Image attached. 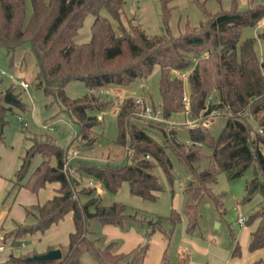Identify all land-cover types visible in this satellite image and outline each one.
Instances as JSON below:
<instances>
[{
	"label": "trees",
	"instance_id": "16d2710c",
	"mask_svg": "<svg viewBox=\"0 0 264 264\" xmlns=\"http://www.w3.org/2000/svg\"><path fill=\"white\" fill-rule=\"evenodd\" d=\"M168 1L160 0L163 8ZM124 3L125 0H30L31 11L27 15L25 0H0V44L9 54L23 42H29L38 63L36 83L77 124L75 138L81 147L96 145L98 133L94 126L101 122L102 110L111 104L99 92L112 84L123 86L137 78H146L155 65L160 68L158 93L163 119L184 111V80L178 74L169 76L171 70H177L181 74L186 72L191 115L199 116L205 107L207 111L218 108L226 121L215 137L208 127H187L190 140H180L175 126L137 116L135 112L142 110L144 101L139 103L133 96H126L117 105L116 142L123 148V161L96 164L74 158L66 169L63 164L70 154L68 146H58L49 135L31 137L13 181L34 192L47 183L57 182V193L42 204L31 205L27 216L32 220L17 223L3 235V241L10 239V245L19 244L26 233L43 231L67 211H72L74 231L69 233L67 246L60 247L59 259L42 262L45 264H79L84 250L94 258L95 264H142L144 249L137 246L123 253L113 250V242L99 245L98 236L94 239L90 236L93 232L88 228L89 223L94 220L118 225L146 222L151 232L157 221L147 219L142 212L138 215L121 202L102 204L98 196L91 195L94 187L84 188L80 180L89 176L110 191L127 181L132 194L154 199L163 189L153 172L154 167L158 165L169 181L174 177L168 148L186 164L195 180V183L189 180L183 189L182 211L187 218L188 232L198 226V206L205 195L212 198L216 207L221 206L210 189L219 171L232 178L253 164L256 177L250 181L249 189H259L264 196V58L256 55L253 37L240 38L244 27L258 24L264 17V2L245 10L233 7L206 13L198 26L185 25L177 36L168 31L149 36L127 14L124 15L126 25L122 20ZM102 7L115 24L100 13ZM163 11L166 19L167 10ZM89 14L93 15L90 39L76 42L74 37ZM258 36L264 40V31ZM73 79L82 80L88 91L79 97L66 95L64 87ZM213 91L218 101L208 102ZM7 93L13 99H5ZM151 106L155 111L158 104L151 102ZM13 107L20 110L24 104L11 86L0 87V140L8 121L7 114ZM139 120L146 121L147 126L139 124ZM149 126L160 131L162 140L150 133ZM202 145L210 148V152H203ZM126 146L132 152L126 150ZM35 153L42 159L25 178L30 158ZM204 159L208 164L200 168ZM80 194L88 198L82 202ZM167 219L173 226L179 220V213L171 210ZM254 221L256 226L250 232L249 251L264 247V202L245 220L250 224ZM230 233L234 241L232 255L238 256V241L234 231L230 229ZM26 257L10 254L6 262L33 263ZM160 264L167 263L162 259ZM253 264H264V259L258 258Z\"/></svg>",
	"mask_w": 264,
	"mask_h": 264
},
{
	"label": "rangeland",
	"instance_id": "374dc122",
	"mask_svg": "<svg viewBox=\"0 0 264 264\" xmlns=\"http://www.w3.org/2000/svg\"><path fill=\"white\" fill-rule=\"evenodd\" d=\"M262 2L264 0H169L166 7L163 8L160 0H125L122 20L127 25V18L124 17L127 14V17H132L133 23H138L149 36L160 35L167 31L171 35L177 36L184 30L185 25L198 26L204 20L206 13H216L233 7L238 10H245L251 5ZM25 4L26 14L29 15L31 11L30 0H25ZM165 9L167 10L166 19L163 16ZM100 13L115 24L105 7L100 9ZM92 20L93 15L91 14L84 18L78 33L74 37L76 42H86L90 39ZM261 31H264V17L260 19L258 24L244 27L240 38L253 37L256 55L263 59L264 40L258 36ZM190 55L193 56L194 54L190 53ZM0 69L13 76L11 79L0 73V87L6 89L11 86L13 93L24 104L23 109L19 110L13 107L8 112V121L4 127L3 138L0 140V177L6 180L8 185L0 199L1 208L12 202L18 187V185L12 187V180H15L16 170L21 164L26 148L30 145L31 137L49 135L58 146H68L70 151L75 147L82 151L86 150L91 157H94L88 159L92 163L101 164L104 162L102 159H109L111 163L120 164L123 161V148L116 142L118 135L117 105L126 96H133L134 98H141L145 104L150 106L151 102L158 104L157 109L160 107L158 93L160 68L155 65L151 74L146 78H137L123 86L112 84L99 92L100 96L109 99L111 104L102 110L100 113L101 122L94 126V130L98 133L96 145L91 149L81 147L75 138L78 131L77 124L70 119L67 112L59 107L51 95L45 94L43 88L37 85L35 74L38 70V63L28 41L23 42L9 54L6 48L0 44ZM175 74L183 78L184 91L188 94L186 72L181 74L177 70H171L169 76ZM22 79L29 83L28 87L23 88L18 85ZM87 91L85 83L79 79L68 81L64 87V92L69 97H79ZM215 94L214 91L210 93L208 102L218 101ZM18 114L27 122L26 127H23L18 120ZM185 118L183 112H175L167 119V124L176 127V134L180 140L189 141L187 126L177 125L179 123L174 124L184 121ZM225 121L226 116L223 114L212 117L207 128L209 133L214 137L217 136ZM138 122L147 126L146 121L139 120ZM149 127L150 133L155 138L162 140L160 131L155 127ZM201 149L205 153L210 152V148L204 145L201 146ZM167 151L173 162L172 175L174 177L172 181H169L158 165L154 167L153 172L163 186V189L156 193L154 199H146L132 194L127 181L121 182L115 191L106 189L94 178H91L92 183L84 180L80 182L84 188L94 187L95 190L91 195L98 196L102 204L121 202L130 209L137 211L138 215L142 212L146 214L147 219L154 218L157 221L155 228L149 232L146 222L131 221L118 225L102 224L94 220L88 226L89 230L95 233L90 235L91 238L94 239L98 236L97 243L99 245L113 242V250L123 253L129 252L137 246L141 247L144 249L142 264H160L162 259L167 264H248L256 253L248 250L247 240H245L247 238L242 235L241 227L250 224L245 222L246 218L264 202V196L259 189H249L250 181L256 177L254 165H249L241 175L232 178L228 177L224 171L217 173L216 180L210 183V189L216 195L221 206L216 207L212 198L205 195L198 206V226L192 232H188L186 228L187 218L182 211L185 198L183 189L189 180L193 183L195 180L186 164L177 155H174L171 149L168 148ZM41 159L42 156L39 153H35L30 158L25 178ZM52 161L54 160L52 159ZM207 164V159L202 160L200 168L207 166ZM98 188L101 189L100 192H98ZM27 192L31 194L30 191ZM33 196L30 195V197ZM79 198L83 202L88 197L80 194ZM21 199L23 200L22 197ZM32 210L35 211V209ZM171 210L179 213V220L173 226L167 219ZM238 213L245 219L241 225L237 222ZM255 221L254 223H256ZM230 229L234 231V237L238 241L240 256L231 254L234 241ZM4 234H2V240ZM8 240L5 241L6 245ZM2 264L15 263L5 262ZM20 264L45 263L34 261L33 263ZM79 264H95V260L84 250Z\"/></svg>",
	"mask_w": 264,
	"mask_h": 264
},
{
	"label": "crops",
	"instance_id": "0c3cea01",
	"mask_svg": "<svg viewBox=\"0 0 264 264\" xmlns=\"http://www.w3.org/2000/svg\"><path fill=\"white\" fill-rule=\"evenodd\" d=\"M74 149L77 150L79 155L82 156V157L80 156L81 159L88 160L94 158L91 157V155L87 153L86 150L82 151L78 147H75ZM102 161H109V159H102ZM51 162L54 163V161L52 160ZM75 177L77 180H80L78 178L77 173H75ZM82 180L92 183L91 177L89 176H87ZM82 180H80V182ZM97 183L100 182L97 181ZM12 185H13L12 187L14 188L18 184H15V182L12 180ZM7 186H8L7 181L0 177V199L7 190L8 188ZM57 187H58L57 182H50L47 183L44 187L40 188L37 192H34L24 186L18 185L17 190L13 196L12 202L6 207H2V208L0 207V233H1L0 238L2 237V234L13 229L17 223L30 222L32 218H29L27 216V209H30L31 205L33 204L36 203L42 204L47 200H49L54 194L57 193L56 192ZM98 189H99L98 192H100L101 189L100 188ZM27 191H30L31 194H28L29 192ZM30 195H34V196L30 197ZM21 197L23 198V200L21 199ZM85 197L87 196L85 195ZM86 199L87 198H85V200ZM255 226L256 223H251L249 225H243L241 227L242 235H244V237L247 238L245 239L247 240V246L250 237V232L255 228ZM72 231H74L72 211H67L61 219H59L57 222L51 223L43 231L37 230L31 233L30 232L26 233L24 235L23 240L20 241L19 244L16 243V245H10L9 244L10 239H9L7 241V248L4 250L6 252L3 251L2 253H0V264L5 263L10 254L14 256H30L33 254L44 253L50 248H60V247L65 248L69 242V233ZM94 234L95 233L93 232L92 235ZM263 250L264 247L252 251L256 254L248 264H253V262L258 258L264 259ZM116 252H120V251H116ZM240 255H241V251L239 256Z\"/></svg>",
	"mask_w": 264,
	"mask_h": 264
},
{
	"label": "built area",
	"instance_id": "2783aa9c",
	"mask_svg": "<svg viewBox=\"0 0 264 264\" xmlns=\"http://www.w3.org/2000/svg\"><path fill=\"white\" fill-rule=\"evenodd\" d=\"M0 73L3 75H7L9 78H13V76L9 73H7L5 70L0 69ZM18 85L20 87L26 88L29 86V83L26 80H20ZM136 102L141 103L142 99L141 98H135ZM182 102L184 105V111L183 114H185L186 118L184 121L181 122H175L174 124L176 125H186L187 127L190 128H194V127H208L210 125V121L212 119V117H214L215 115L220 114V110L218 108H212L211 110L207 111V107L203 108L200 111L199 116L197 117H193L190 113V101H189V97L188 94H186V92L184 91L183 95H182ZM207 111V113L205 114V112ZM135 114L137 116H141L143 119H148V120H157V121H165L166 123L168 122L167 119H163L162 117V112H161V108L159 107V109H156L155 111L152 109V107L148 104H143L142 105V110L139 112H135ZM205 114V115H204ZM18 120L22 123L23 127L27 126V122L25 120L22 119V117L20 115L17 116ZM197 144H200L199 142H196ZM126 150L131 151L130 149L127 148L126 146ZM147 156V155H146ZM80 157L79 153L77 150L73 149L70 151V154L68 155L67 160L64 162L63 164V169H66L68 164L73 161L74 158H78ZM72 171V170H71ZM244 217L238 213L237 214V222L239 224H242L244 222ZM7 248V245L5 244V242H3L2 237L0 238V252L3 251L4 249Z\"/></svg>",
	"mask_w": 264,
	"mask_h": 264
},
{
	"label": "water",
	"instance_id": "95a60500",
	"mask_svg": "<svg viewBox=\"0 0 264 264\" xmlns=\"http://www.w3.org/2000/svg\"><path fill=\"white\" fill-rule=\"evenodd\" d=\"M5 99H13L10 94H5ZM61 257L60 248H52L41 254H33L26 257V260L36 261V262H47Z\"/></svg>",
	"mask_w": 264,
	"mask_h": 264
}]
</instances>
